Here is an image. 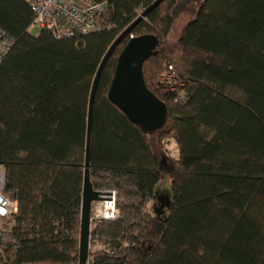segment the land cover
Returning a JSON list of instances; mask_svg holds the SVG:
<instances>
[{"label":"trees","instance_id":"1","mask_svg":"<svg viewBox=\"0 0 264 264\" xmlns=\"http://www.w3.org/2000/svg\"><path fill=\"white\" fill-rule=\"evenodd\" d=\"M153 1L108 0L99 29L56 38L27 31L26 2L0 0V28L13 39L0 62V164L18 203L0 228V264H78L92 81ZM143 33L159 39L143 77L167 106L154 131L107 95L119 53ZM168 64L185 102L157 82ZM89 173L94 188L116 191L118 210L92 220L100 247L89 264H264V0H162L139 21L97 84ZM164 178L170 201L157 212Z\"/></svg>","mask_w":264,"mask_h":264},{"label":"water","instance_id":"2","mask_svg":"<svg viewBox=\"0 0 264 264\" xmlns=\"http://www.w3.org/2000/svg\"><path fill=\"white\" fill-rule=\"evenodd\" d=\"M161 1L162 0H154L151 2L116 36L105 52L92 81L86 127L78 251L79 264H85L88 260L90 227L92 223V203L110 194V190L94 188L89 173L93 104L97 84L102 69L114 48L137 23L145 18ZM158 44L159 39L153 33L131 36L117 57L114 75L107 92L109 100L117 105L131 122L139 125L146 131H154L161 128L165 124L167 118L166 104L148 88L142 73L143 62L154 53ZM157 200L159 204L156 206L155 211L160 212L161 209L169 203L170 198L167 194H158Z\"/></svg>","mask_w":264,"mask_h":264},{"label":"built area","instance_id":"3","mask_svg":"<svg viewBox=\"0 0 264 264\" xmlns=\"http://www.w3.org/2000/svg\"><path fill=\"white\" fill-rule=\"evenodd\" d=\"M34 12V18L27 31L38 27L48 29L56 38H66L78 33H87L99 29L101 25L96 23L97 14L107 5L108 0H23ZM139 10V12H141ZM13 39L0 28V62L9 52ZM161 89L175 90L176 100L185 102L187 93L184 81L173 64H168L157 79ZM0 168L3 169L0 164ZM4 171V170H3ZM5 180V177H4ZM6 186L0 191V228L2 222L8 219L17 210V200L6 193ZM111 199L108 213L98 215L97 204L91 210V218H114L118 214L115 205L116 191L110 190L106 195ZM79 264V263H78ZM85 264H89L87 260Z\"/></svg>","mask_w":264,"mask_h":264},{"label":"rangeland","instance_id":"4","mask_svg":"<svg viewBox=\"0 0 264 264\" xmlns=\"http://www.w3.org/2000/svg\"><path fill=\"white\" fill-rule=\"evenodd\" d=\"M39 31L38 27H35L32 29L31 33L34 34L35 32ZM167 147H168V151L170 154L172 155H176L177 154V147H176V143L173 139H170L167 143ZM157 150H159L158 148H156ZM156 190H157V196L158 194H167L170 195L171 194V186H170V180L168 178H164L162 180H160L156 186ZM6 193L9 194V190H6ZM10 195V194H9ZM104 199V198H103ZM97 204V201L92 203V209L94 207V205ZM99 204V202H98ZM111 219V218H108ZM100 247V244L98 241H91L89 243V249H95Z\"/></svg>","mask_w":264,"mask_h":264},{"label":"bare ground","instance_id":"5","mask_svg":"<svg viewBox=\"0 0 264 264\" xmlns=\"http://www.w3.org/2000/svg\"><path fill=\"white\" fill-rule=\"evenodd\" d=\"M98 202L99 204L96 207V213L98 215H103L108 213V209L110 208V204H111V199L107 198V196H103Z\"/></svg>","mask_w":264,"mask_h":264},{"label":"clouds","instance_id":"6","mask_svg":"<svg viewBox=\"0 0 264 264\" xmlns=\"http://www.w3.org/2000/svg\"><path fill=\"white\" fill-rule=\"evenodd\" d=\"M4 177H5V173H4L3 169L0 168V191H2L4 186H5Z\"/></svg>","mask_w":264,"mask_h":264}]
</instances>
